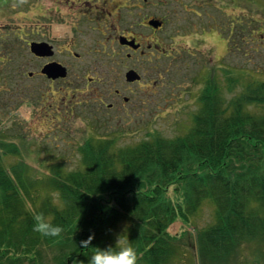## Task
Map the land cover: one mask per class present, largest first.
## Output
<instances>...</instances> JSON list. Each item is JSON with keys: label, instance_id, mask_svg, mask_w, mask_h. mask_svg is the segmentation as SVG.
<instances>
[{"label": "trees", "instance_id": "trees-1", "mask_svg": "<svg viewBox=\"0 0 264 264\" xmlns=\"http://www.w3.org/2000/svg\"><path fill=\"white\" fill-rule=\"evenodd\" d=\"M248 10L225 29L228 52L248 56L264 43V7ZM219 67L220 80L216 64L195 75L196 108L184 129L130 142L121 141L119 127L93 132L78 143L75 167L63 158L35 166L22 154L26 135L16 141L0 133V264L87 260L93 249L81 248L80 238L94 233L92 244L103 245L124 226L122 242L136 246L137 264H183L195 250L217 262L238 246L264 243V75L246 79L247 69ZM205 201L214 217L194 240L188 228ZM37 214L62 232L34 230ZM175 220L183 225L173 233Z\"/></svg>", "mask_w": 264, "mask_h": 264}, {"label": "rangeland", "instance_id": "rangeland-1", "mask_svg": "<svg viewBox=\"0 0 264 264\" xmlns=\"http://www.w3.org/2000/svg\"><path fill=\"white\" fill-rule=\"evenodd\" d=\"M192 1L199 2V0ZM24 2L26 0L0 1V133H4L3 138L16 141H20L18 135H26V139L31 143L28 147L22 148V154H25L26 160L35 166H41L39 162L50 164L54 159L61 158L67 166H77L80 160L77 145L93 132L105 133L117 130L119 127L123 133L120 135L121 141L130 142L141 139L148 135V132H159L170 136L179 129H184L188 115L196 108L195 101L200 83L194 81V77L200 70H205V65L218 66L216 70L218 80L222 77L219 67L221 64L238 70L247 69L244 76L246 79L255 75H264V43L256 42L259 48L257 51L250 49L248 43L249 55L244 56L243 51L228 52L225 37V29L237 13L243 8L247 10L252 8V11L259 12L264 7V0H242L241 7H237L232 0H216L218 7L206 4L201 12L204 21L207 19L210 24L215 25L217 40H206L204 45H200L202 51H199L193 47L188 35L177 37L176 41L172 42L174 52L180 50L178 54L182 52V55L178 56L170 71L164 74V84L157 89L156 102L152 109L140 118L132 120L118 121L109 117L108 121H103L102 118H106L105 112L96 107L91 110L84 106V100L95 96L96 89L104 78V74L102 76L99 72H94L97 68L90 65V62L83 63L87 60V56L82 62L78 61L90 67L86 72L97 76L94 82L84 81L87 87L82 85V81L75 80L76 69L73 64L70 66V75L65 79L51 81L46 76H37L36 72L39 71L41 61L34 59L20 32L27 14ZM157 12L164 14V9L158 7ZM207 13L210 15L207 16ZM168 17L172 18L170 15ZM197 21L200 20L196 17V25ZM162 45L166 44L162 43ZM254 45L255 43H252V47ZM30 70L35 71L33 76L29 75ZM117 85L118 83L115 84ZM60 86L63 88L60 89ZM66 90L72 92L65 97L68 102L70 98L80 101L75 104L76 111L73 115H67L63 109L61 114L54 110L55 106L61 105L64 100L62 94ZM100 107L102 110L106 108L105 104ZM7 158L17 160L11 155ZM169 188L171 196L177 197L178 193L173 187L169 186L168 190ZM213 217L212 204L205 201L192 219L196 226L188 228L194 240L197 227L208 224ZM182 225L183 223L177 220L170 224L168 230L176 233L181 230ZM258 240L252 242V246L249 244L246 247L238 246L234 254L217 262L203 261L197 250L193 255L188 252V260L183 264H264V243ZM172 264H177V261L173 260Z\"/></svg>", "mask_w": 264, "mask_h": 264}, {"label": "flooded vegetation", "instance_id": "flooded-vegetation-1", "mask_svg": "<svg viewBox=\"0 0 264 264\" xmlns=\"http://www.w3.org/2000/svg\"><path fill=\"white\" fill-rule=\"evenodd\" d=\"M189 1L26 0L24 8L27 14L20 32L34 59L41 61L37 76H46L51 81L62 80L70 75L73 64L75 80L82 81V85L87 87L85 82L97 79L96 75L86 72L90 68L88 65L78 61L82 62L87 56L83 63L90 62L97 68L94 72L104 74V78L95 96L84 100V106L105 112L103 121H108L109 117L118 121L132 120L152 109L157 89L164 84V74L182 55V52L178 54L180 50L174 52L172 42L177 37L188 35L193 47L199 51H202L200 45H204L206 40H217L215 25L207 19L204 21L201 12L206 4L218 7L216 0ZM236 6L241 7L237 3ZM158 7L164 9V14L157 12ZM196 17L200 20L197 25ZM32 42L45 43L44 47L51 52L35 53L31 50ZM52 61L64 65L67 74L51 78L42 72L44 64ZM131 70L132 76H128ZM34 73L29 71L30 76ZM64 92V100L54 110L61 114L63 109L67 115H73L75 104L80 101L70 98L68 102L65 97L72 92ZM102 104L106 106L104 110L100 107Z\"/></svg>", "mask_w": 264, "mask_h": 264}, {"label": "clouds", "instance_id": "clouds-1", "mask_svg": "<svg viewBox=\"0 0 264 264\" xmlns=\"http://www.w3.org/2000/svg\"><path fill=\"white\" fill-rule=\"evenodd\" d=\"M33 229L45 235L56 236L62 232L61 224H54L46 219L42 214L35 216ZM125 226L114 233L111 241L103 245H93L94 233H90L79 239L81 248H91V254L87 260L73 258V264H137L138 253L136 246L132 242H122L124 237L121 235Z\"/></svg>", "mask_w": 264, "mask_h": 264}, {"label": "water", "instance_id": "water-1", "mask_svg": "<svg viewBox=\"0 0 264 264\" xmlns=\"http://www.w3.org/2000/svg\"><path fill=\"white\" fill-rule=\"evenodd\" d=\"M45 43L41 42H32L31 44V50L34 51L37 54H49L51 51H48L47 47H44ZM41 71L46 73L47 76L51 78H56L58 76H65L67 74V70L64 65H62L59 62L52 61L44 64V66L41 68ZM133 70L128 72V76H132ZM133 78V77H131ZM135 78V77H134Z\"/></svg>", "mask_w": 264, "mask_h": 264}]
</instances>
